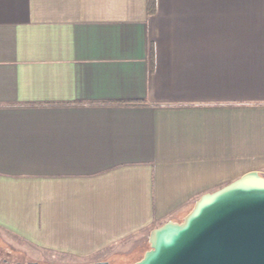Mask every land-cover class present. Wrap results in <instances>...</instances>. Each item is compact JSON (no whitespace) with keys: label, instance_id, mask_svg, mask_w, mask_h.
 Instances as JSON below:
<instances>
[{"label":"crops","instance_id":"1","mask_svg":"<svg viewBox=\"0 0 264 264\" xmlns=\"http://www.w3.org/2000/svg\"><path fill=\"white\" fill-rule=\"evenodd\" d=\"M248 171L264 0H0V256L125 258Z\"/></svg>","mask_w":264,"mask_h":264},{"label":"water","instance_id":"2","mask_svg":"<svg viewBox=\"0 0 264 264\" xmlns=\"http://www.w3.org/2000/svg\"><path fill=\"white\" fill-rule=\"evenodd\" d=\"M133 264H264V177L248 171L202 194L181 222L148 235Z\"/></svg>","mask_w":264,"mask_h":264},{"label":"flooded vegetation","instance_id":"3","mask_svg":"<svg viewBox=\"0 0 264 264\" xmlns=\"http://www.w3.org/2000/svg\"><path fill=\"white\" fill-rule=\"evenodd\" d=\"M122 259L123 258L121 257V258L111 259V260L110 259L85 260L82 262L64 263L61 261H49V260H26L22 256L7 257L3 255V256H0V264H120L122 263Z\"/></svg>","mask_w":264,"mask_h":264},{"label":"rangeland","instance_id":"4","mask_svg":"<svg viewBox=\"0 0 264 264\" xmlns=\"http://www.w3.org/2000/svg\"><path fill=\"white\" fill-rule=\"evenodd\" d=\"M149 249V243H146V245H143L141 248H135L132 253L125 258L122 259V263L120 264H133L135 261H138L142 258L144 250ZM57 261V260H54Z\"/></svg>","mask_w":264,"mask_h":264},{"label":"trees","instance_id":"5","mask_svg":"<svg viewBox=\"0 0 264 264\" xmlns=\"http://www.w3.org/2000/svg\"><path fill=\"white\" fill-rule=\"evenodd\" d=\"M154 0H148V10L151 12L153 8Z\"/></svg>","mask_w":264,"mask_h":264}]
</instances>
